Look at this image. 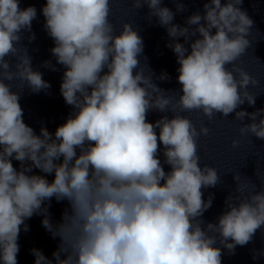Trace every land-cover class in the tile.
<instances>
[{"label":"clouds","instance_id":"1","mask_svg":"<svg viewBox=\"0 0 264 264\" xmlns=\"http://www.w3.org/2000/svg\"><path fill=\"white\" fill-rule=\"evenodd\" d=\"M128 2L137 11L147 6L148 21L156 17L166 27L180 90L154 82L171 78L157 76L147 57L141 63L144 42L132 24L115 31L110 0H46L50 52L65 69L60 92L74 111L54 135L43 126L37 135L19 103L26 87L32 93L51 87L22 43L37 10L0 0V264H17L21 227L27 232L25 221L33 215H42V226L59 238L52 259L31 250L34 264H222L218 241L234 254L264 228V187L256 191L239 174L233 175L238 195L225 198L217 222L202 219L213 201L212 195L204 199L203 189L215 188L221 178L200 164L197 142L210 129L203 122L198 129L182 115L197 112L211 122L235 113L234 120L251 121L240 123L241 137L264 140V108L237 110L245 102L255 106L258 94L249 86L259 84L240 66L254 27L241 10L243 0H209L204 15H190L187 26L173 23L175 13L163 0ZM170 2L176 12L185 11L179 0ZM180 37L185 43L176 42ZM34 40V34L28 37ZM43 66L56 70L50 61ZM150 111L165 115L150 123ZM240 143L234 139L232 147ZM161 145L167 172L158 158ZM34 168L54 173L53 180L30 174ZM255 176L264 185L259 169ZM53 198L68 203L56 224L48 211ZM261 256L264 250H253L254 260Z\"/></svg>","mask_w":264,"mask_h":264}]
</instances>
